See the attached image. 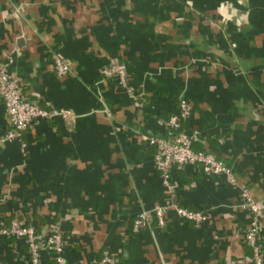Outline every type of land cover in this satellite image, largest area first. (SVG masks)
Here are the masks:
<instances>
[{"label": "crops", "instance_id": "obj_1", "mask_svg": "<svg viewBox=\"0 0 264 264\" xmlns=\"http://www.w3.org/2000/svg\"><path fill=\"white\" fill-rule=\"evenodd\" d=\"M9 54L25 96L73 115L33 121L25 151L0 141V219L19 216L40 236L57 226L69 264H226L250 251L240 186L264 201V0H0V60ZM108 64L125 66L126 85L103 74ZM181 97L193 148L238 184L173 165L177 200L206 218L167 207L134 231L139 210L169 199L141 135L170 137ZM8 124L0 99V136ZM28 249L0 234V264H30Z\"/></svg>", "mask_w": 264, "mask_h": 264}, {"label": "built area", "instance_id": "obj_2", "mask_svg": "<svg viewBox=\"0 0 264 264\" xmlns=\"http://www.w3.org/2000/svg\"><path fill=\"white\" fill-rule=\"evenodd\" d=\"M11 61L10 54L0 60V99L3 101L4 110L9 120V127L0 136V141L19 140L22 150L25 151L26 142L22 133L33 121L55 116L71 117L73 113L66 108L41 106L25 96L21 84L9 69ZM54 63L59 74L68 70V63L59 55H55ZM102 72L105 76H115L121 85H126V70L123 64L105 65ZM189 112L185 98L181 97L179 110L171 114L167 120L172 131L170 137L165 138L147 133L141 135L147 143L155 146L154 166L169 191V199L163 204H155L139 210L133 219L132 229L134 231L146 226L153 215L157 217L159 222H163V213L167 207H173L179 215L186 219L200 221L206 218L202 210L191 209L177 200L176 192L170 183L173 165L201 164L206 172L222 174L229 183L238 184L230 167L221 159L208 151L193 148L192 143L197 138L198 131L181 127L182 121L188 117ZM240 191L242 194L240 205L247 209L250 214L249 225L245 234V240L250 251L245 253L240 260L228 258L226 264H264V248L261 243V236L264 233V201L260 197L253 196L244 185L240 186ZM0 234L23 238L28 244L30 264H43L40 257L43 250L53 254L55 264H69L63 253V236L57 226L51 227L48 233L40 236L34 224L25 223L23 220L13 217L7 224H2L0 221ZM115 260L116 257L107 252L101 258V262L114 263ZM90 264H97V261H92Z\"/></svg>", "mask_w": 264, "mask_h": 264}, {"label": "trees", "instance_id": "obj_3", "mask_svg": "<svg viewBox=\"0 0 264 264\" xmlns=\"http://www.w3.org/2000/svg\"><path fill=\"white\" fill-rule=\"evenodd\" d=\"M9 127V126H8ZM7 127V128H8ZM12 218H13V216H11ZM10 217V219L8 220V221H5V219L4 220H2V219H0V221H1V223L2 224H7L12 218ZM19 216H17V218H18ZM24 221V220H23ZM25 222V221H24ZM26 223H28V221L26 220Z\"/></svg>", "mask_w": 264, "mask_h": 264}]
</instances>
